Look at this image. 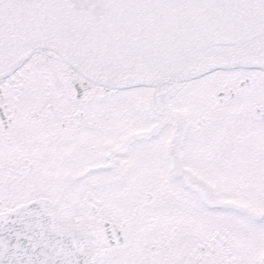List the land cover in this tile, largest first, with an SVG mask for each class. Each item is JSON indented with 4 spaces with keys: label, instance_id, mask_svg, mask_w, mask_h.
I'll return each mask as SVG.
<instances>
[{
    "label": "snow or ice",
    "instance_id": "6c2138e0",
    "mask_svg": "<svg viewBox=\"0 0 264 264\" xmlns=\"http://www.w3.org/2000/svg\"><path fill=\"white\" fill-rule=\"evenodd\" d=\"M0 264H264V0H0Z\"/></svg>",
    "mask_w": 264,
    "mask_h": 264
}]
</instances>
